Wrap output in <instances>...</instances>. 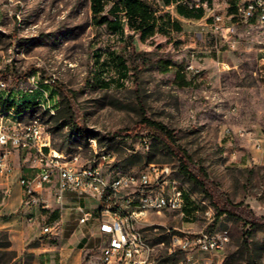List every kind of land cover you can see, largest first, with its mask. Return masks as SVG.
Listing matches in <instances>:
<instances>
[{
	"label": "rangeland",
	"instance_id": "1",
	"mask_svg": "<svg viewBox=\"0 0 264 264\" xmlns=\"http://www.w3.org/2000/svg\"><path fill=\"white\" fill-rule=\"evenodd\" d=\"M115 1L107 0L106 11L95 16L91 0H0V93L23 90L28 77L38 74L51 83L45 88L55 113L41 104L46 101L41 91L27 95L23 115L2 103L0 112L16 114L9 116V124L37 119L51 134L55 149L80 154L83 162L93 158L96 149L113 154L116 159L104 163L109 178L150 163L172 166L186 186L191 212L187 218L152 212L139 224L159 262L264 264V225L252 227L237 216L216 215L219 190L264 216V23L230 17L231 0L211 5L187 0L189 6L205 3L202 20L182 17L176 5L166 6L162 0H142L163 26L142 39L124 13L119 14L123 34L112 30L115 17L109 9ZM214 14L223 16L218 33ZM119 57L133 67L127 77L121 75ZM178 73L191 83L184 84ZM143 117L172 130L191 166L205 170L211 183L201 186L180 173L178 157L150 131L140 132ZM84 197L94 201L91 207L98 205L95 198ZM75 206L71 219L78 222ZM183 230H205L216 237L227 233L229 240L221 256L212 258L197 248L175 246L172 236ZM95 238L94 251L102 256L103 237L98 233ZM8 242L7 233L0 232V245ZM24 256L28 264V253ZM19 261L15 252L0 249V264Z\"/></svg>",
	"mask_w": 264,
	"mask_h": 264
},
{
	"label": "built area",
	"instance_id": "2",
	"mask_svg": "<svg viewBox=\"0 0 264 264\" xmlns=\"http://www.w3.org/2000/svg\"><path fill=\"white\" fill-rule=\"evenodd\" d=\"M237 19L243 23L254 20L264 23V0H240ZM213 21L214 32L218 33L222 29L223 16L214 14ZM216 48L220 50L218 44ZM28 79L29 85L17 91L16 102L41 91L42 98L46 99L41 104L55 113V105L45 88L51 85L49 80L41 81L38 74H32ZM10 115L16 116L12 110L0 112V175L8 177L12 174V155L16 150L27 154L29 167L34 172L20 178L24 188L23 208L41 212L44 233H58L59 226L57 222H50V217L43 212L62 211L66 205V193L73 192L95 198L98 202L95 207L78 202L75 210L80 224H88L92 219L99 221V232L103 237L101 264H170L159 262L153 256V248L139 224L152 212H174L184 217L187 189L172 166L150 163L139 171L119 172L109 178L104 163L111 164L116 159L113 154L99 153L96 149V155L83 162L80 154L55 149L51 134L37 119L9 124ZM91 141L97 148V140L92 138ZM143 142L149 147L147 138ZM32 217L30 220L34 219ZM172 239L182 250L197 248L214 258L221 256L229 237L227 233L216 237L205 230H183V234H173Z\"/></svg>",
	"mask_w": 264,
	"mask_h": 264
},
{
	"label": "crops",
	"instance_id": "3",
	"mask_svg": "<svg viewBox=\"0 0 264 264\" xmlns=\"http://www.w3.org/2000/svg\"><path fill=\"white\" fill-rule=\"evenodd\" d=\"M237 5V10L230 12V2V17L237 18L240 0ZM204 17L205 15L200 19H188L202 20ZM12 161V174L8 177L0 175V232L7 233L10 243L9 246L0 245V249L15 252L16 258L21 259L18 264H25L23 260L26 253L30 258L28 264H101L102 256L94 251L95 237L100 233L99 225L80 224L71 219L72 205L84 199L85 205L91 207L94 206V201L77 193L67 192L65 208L58 211V216L53 221L58 223V233H44L41 212L38 209L23 208L24 188L20 184V178L34 172L29 167L28 156L24 151L16 150ZM75 213L78 216L77 211ZM30 217L34 219L30 220Z\"/></svg>",
	"mask_w": 264,
	"mask_h": 264
},
{
	"label": "trees",
	"instance_id": "4",
	"mask_svg": "<svg viewBox=\"0 0 264 264\" xmlns=\"http://www.w3.org/2000/svg\"><path fill=\"white\" fill-rule=\"evenodd\" d=\"M92 1V10L95 16H99L106 11L107 8V0H91ZM166 6L176 5V11L179 15L185 18H196L200 19L206 14V8L203 5H192L189 6L186 1L187 0H162ZM203 2H207L208 5L213 4V0H202ZM237 1L231 0L230 12L237 10ZM109 11L114 15L115 21L112 24V30L115 32L125 31L123 25V18L119 15L124 13L126 16L127 23L130 28L134 32H140V37L142 39H147L150 36L155 35L163 26L159 24V18L156 12L146 6L142 0H116L114 4L110 7ZM165 19V18H164ZM169 19V18H168ZM163 21V18H162ZM170 21V20H169ZM173 25L179 26L177 22H173ZM128 39L132 41L133 35H129ZM119 65L121 75L123 77H127L129 72L133 69V67L127 64V61L119 57ZM25 75H15V79H19ZM178 76L183 78V75L178 73ZM184 79V78H183ZM184 84L189 85L191 82L182 80ZM103 84L110 86V82L104 81ZM18 92L14 90H10L8 92L0 93V103L3 104L5 109H10L13 107L18 115H23L22 111H24V104L27 103L24 96L21 102H16L15 97ZM36 107H32L34 109ZM28 112V111H27ZM140 132H144L148 130L151 132V135L154 138L160 140L164 145L167 146L169 151L176 157L180 162V173H182L186 178L193 181L196 184H200L201 186H205L209 181L208 175L205 170L201 168H194L191 166V159L187 152L176 144L175 135L172 130L167 128L165 125L160 122L151 120L147 117H143L142 120L138 124ZM216 196L219 197L220 200L217 202V219H219L224 214H231L237 216L245 221L246 224L255 227L258 225H264V216H257L253 210L245 207L240 203H234L229 199L225 198L224 195L217 190ZM216 191V192H217ZM189 197L187 194V203L188 206L185 207L186 213L183 218H187V214L191 212V207H189ZM58 216V212L52 213L50 217V221H54ZM9 242L4 246H9Z\"/></svg>",
	"mask_w": 264,
	"mask_h": 264
}]
</instances>
